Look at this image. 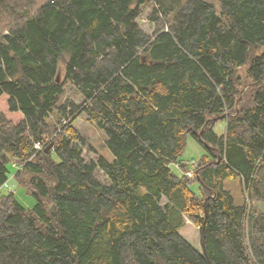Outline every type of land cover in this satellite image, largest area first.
I'll return each mask as SVG.
<instances>
[{
	"label": "trees",
	"instance_id": "obj_1",
	"mask_svg": "<svg viewBox=\"0 0 264 264\" xmlns=\"http://www.w3.org/2000/svg\"><path fill=\"white\" fill-rule=\"evenodd\" d=\"M218 2L0 0V94L22 115L0 114V186L12 163L35 200L0 194V264H264V0ZM80 114L111 161L84 154Z\"/></svg>",
	"mask_w": 264,
	"mask_h": 264
},
{
	"label": "rangeland",
	"instance_id": "obj_2",
	"mask_svg": "<svg viewBox=\"0 0 264 264\" xmlns=\"http://www.w3.org/2000/svg\"><path fill=\"white\" fill-rule=\"evenodd\" d=\"M214 4L216 12L220 13V5L218 0H206ZM142 15V26L148 32L151 31V27L149 26L147 20L145 19L146 15L150 12L149 4H145L143 9ZM64 75V65L62 62H59L56 72V80L62 81ZM250 85L249 81L243 80L242 84V91H246V88ZM64 98H70L75 103H80L82 101L81 94L77 91L76 88L71 86L68 82L64 85ZM63 98V101H64ZM0 114H3L7 119L11 120L12 122H18L21 119L20 112H11L8 109L7 104V96L5 94H0ZM73 125L79 129L82 134L85 136L86 143L90 146L89 150L85 149L84 154L88 158L95 159L98 155L104 156L107 160L111 161L112 154L108 150L107 146L105 145V134L102 130L97 128L94 124H91L87 121L83 114H80L74 118ZM225 130V123L222 120H216L214 124V131L217 134L223 133ZM204 154V147L203 145L195 140L193 137L187 135L185 137V144L184 149L179 156V161L184 163L185 167L188 170L193 169V162L198 160ZM170 168L176 173L179 174V166L175 163L170 164ZM15 165L12 163L9 164L10 173L7 179V187H3L0 189V194L5 192L11 191L16 199L23 204L25 207H32L35 200L33 196L26 192L24 185L19 181V178L14 176V172L16 171ZM224 188L228 189L237 204L249 203L248 196L244 195L242 186L240 183L239 178H231L224 180ZM190 189L195 193L198 194L199 192V185L196 182H192L190 185ZM180 234L187 239L192 246H194L197 250L201 251V238L199 228L196 227L189 219H185L184 226L180 229Z\"/></svg>",
	"mask_w": 264,
	"mask_h": 264
},
{
	"label": "built area",
	"instance_id": "obj_3",
	"mask_svg": "<svg viewBox=\"0 0 264 264\" xmlns=\"http://www.w3.org/2000/svg\"><path fill=\"white\" fill-rule=\"evenodd\" d=\"M35 148H40V145L36 143ZM186 174L188 176H191L193 174V171H187ZM3 187H7V181L0 186V189H2Z\"/></svg>",
	"mask_w": 264,
	"mask_h": 264
},
{
	"label": "bare ground",
	"instance_id": "obj_4",
	"mask_svg": "<svg viewBox=\"0 0 264 264\" xmlns=\"http://www.w3.org/2000/svg\"><path fill=\"white\" fill-rule=\"evenodd\" d=\"M119 78V77H118ZM193 168V167H192ZM190 171V170H189ZM186 174V173H185ZM43 246V245H42Z\"/></svg>",
	"mask_w": 264,
	"mask_h": 264
},
{
	"label": "water",
	"instance_id": "obj_5",
	"mask_svg": "<svg viewBox=\"0 0 264 264\" xmlns=\"http://www.w3.org/2000/svg\"><path fill=\"white\" fill-rule=\"evenodd\" d=\"M48 148H49V147H48ZM48 148H47V149H48Z\"/></svg>",
	"mask_w": 264,
	"mask_h": 264
}]
</instances>
